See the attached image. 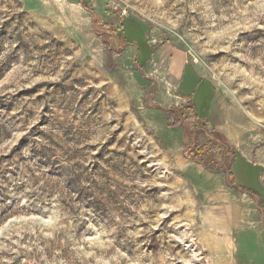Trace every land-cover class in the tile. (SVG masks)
Here are the masks:
<instances>
[{"label":"rangeland","instance_id":"374dc122","mask_svg":"<svg viewBox=\"0 0 264 264\" xmlns=\"http://www.w3.org/2000/svg\"><path fill=\"white\" fill-rule=\"evenodd\" d=\"M125 19L213 80L210 121L183 135ZM238 149L264 150V0H0V264H264Z\"/></svg>","mask_w":264,"mask_h":264},{"label":"crops","instance_id":"0c3cea01","mask_svg":"<svg viewBox=\"0 0 264 264\" xmlns=\"http://www.w3.org/2000/svg\"><path fill=\"white\" fill-rule=\"evenodd\" d=\"M122 22L121 33H114V35L116 37L120 36L123 28H126V30L128 28L129 33H132L133 39L129 42L126 41V37H123V45L121 44V51L124 52L126 58L132 54V51L136 52L134 61L138 69L146 65L149 68L154 67L156 69L157 64L161 62L165 66L162 71L172 84L167 93V97L171 101L176 100L175 103H172V106L189 107V110L195 114L191 116L194 127L199 126L204 119L210 121L209 117L215 111L218 95L213 80L202 73L191 60L187 51L185 52L174 46L155 51L154 45L147 36L146 29L141 22L133 19H125ZM183 129V135L185 136L187 128L183 127ZM238 140H235V142H238ZM238 152L242 157L238 154L232 167L235 174L234 179H238L240 182L244 180L246 183L251 181L254 184L251 188L258 191L261 198H264L262 195L263 190L261 192L258 190L259 185L260 188L264 187V150L257 152L259 161L255 162L249 156H252L251 152L247 151L246 154L241 149H238ZM238 168L241 169L240 176L237 175ZM254 196L257 198V195ZM257 231L252 232L253 239L250 247L253 246L254 249L249 255V259L264 263V240L256 237Z\"/></svg>","mask_w":264,"mask_h":264},{"label":"trees","instance_id":"16d2710c","mask_svg":"<svg viewBox=\"0 0 264 264\" xmlns=\"http://www.w3.org/2000/svg\"><path fill=\"white\" fill-rule=\"evenodd\" d=\"M110 40L113 42V44H117V40L115 38L118 39V37H114L113 34L109 36ZM123 37H126V41H131L133 39L132 37V33H128V31L126 30V28L122 30V34L119 36V40L120 42L123 41ZM176 111V116L178 118V120L175 121V123H179L181 124L185 129L187 128V132L186 134H188L189 129H191L192 127H194V125H192V123L189 122V118L193 115H195L193 112H191V110H189V107H180V106H172L171 110ZM186 136V135H185ZM193 148H191V154L193 153ZM195 152H197L198 154H203L202 152V147L200 145L197 146V150L195 148ZM191 156V155H190ZM235 156V155H234ZM235 162V157L232 161H230V163L226 165V169L231 170V172H233V165ZM223 167V165H222ZM247 190L248 193H252L254 195H257V197L259 198L260 195L258 192L254 191L253 189H245Z\"/></svg>","mask_w":264,"mask_h":264},{"label":"water","instance_id":"95a60500","mask_svg":"<svg viewBox=\"0 0 264 264\" xmlns=\"http://www.w3.org/2000/svg\"><path fill=\"white\" fill-rule=\"evenodd\" d=\"M211 137H213V136L211 135Z\"/></svg>","mask_w":264,"mask_h":264}]
</instances>
